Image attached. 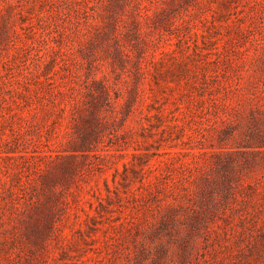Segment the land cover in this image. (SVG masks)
<instances>
[{
	"label": "rangeland",
	"instance_id": "374dc122",
	"mask_svg": "<svg viewBox=\"0 0 264 264\" xmlns=\"http://www.w3.org/2000/svg\"><path fill=\"white\" fill-rule=\"evenodd\" d=\"M0 264H264V0H0Z\"/></svg>",
	"mask_w": 264,
	"mask_h": 264
}]
</instances>
